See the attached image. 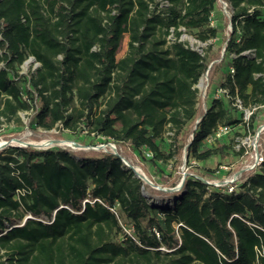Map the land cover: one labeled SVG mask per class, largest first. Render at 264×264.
Listing matches in <instances>:
<instances>
[{
  "label": "trees",
  "instance_id": "trees-1",
  "mask_svg": "<svg viewBox=\"0 0 264 264\" xmlns=\"http://www.w3.org/2000/svg\"><path fill=\"white\" fill-rule=\"evenodd\" d=\"M184 33L207 43L203 53ZM28 59L37 66L22 73ZM210 64L221 73L213 93L264 105V0H0V118L18 129L31 112V130L126 146L163 187L175 186L183 147L189 168L238 155L233 137L205 143L219 124L240 123L224 95L199 113ZM194 175L214 170L186 174L159 205L110 151L4 147L0 264H264V162L233 193Z\"/></svg>",
  "mask_w": 264,
  "mask_h": 264
},
{
  "label": "rangeland",
  "instance_id": "rangeland-1",
  "mask_svg": "<svg viewBox=\"0 0 264 264\" xmlns=\"http://www.w3.org/2000/svg\"><path fill=\"white\" fill-rule=\"evenodd\" d=\"M219 5L223 10V12L225 14H228V10L226 9V7H224V3L220 2ZM228 29H229V25L227 24L226 30ZM180 40L190 48L195 49L200 53H203V51L207 47V43L199 42L194 37L187 35L185 33L181 35ZM126 48H127V39L125 38L122 43L118 57H121L124 54ZM221 53L222 50L220 51V56ZM36 66L37 65L36 63H34L33 59H28L21 66V72L27 73L28 71L33 70L34 67ZM209 66H208L209 69L205 71V73L200 78L196 86L199 95L198 108L200 114H203L205 112L206 105L207 106L209 105L211 97L213 95V91H212L213 86H209V84L217 82L221 76L219 70H214L211 64ZM208 86L211 89L208 91V95L205 98L207 88H209ZM261 112H264V110ZM258 115H259L258 121L256 124L259 125L264 124V114L259 113ZM31 116H32L31 112L20 113L22 126L18 129L14 127L12 122H7L4 118H0V142H8L9 144L24 146L27 143L37 145L46 141H54L55 143L50 144L48 146L35 147V148L43 149V148L62 147L75 153H91L99 150L112 152V147H115V151L123 160H125L130 166H133L140 175H143L146 178H148V180L153 184L152 186H150L145 183L147 187L145 191H143V194L149 199V201H152L154 204L164 205L169 201L168 197H165V195L172 194L178 191V190L172 191L171 190L172 188L170 187H163L159 183L160 180L157 178L154 168L150 166L147 162L140 160L136 156V154L131 152L126 146L108 142L102 137H93L92 135L87 134L86 131L72 133L67 130H58V129L44 131L42 129L37 128L35 130H31V128L29 127V121ZM235 116H237V114H233V117ZM228 137L231 138L233 136L232 134H230ZM189 138L190 135H187V141L189 140ZM258 141L261 144V148L264 149V129L260 133ZM73 143L79 144L81 147L73 146L72 145ZM185 148L186 147L182 148L181 158L179 160L175 172L173 173V177L176 182L174 187L179 185L182 178L185 177L186 174L198 175V173H201L203 168H211L215 172V170L218 168L219 165H228V166L233 165L237 167L239 166L238 164H240L238 155H235L233 154V152H230L228 156L225 158L211 157L210 159L200 163L199 166H197L196 163H193L190 166L191 168H189V166H186V162H185ZM213 177H208V178H213ZM162 197L164 200L161 201L160 199ZM121 224L123 226V231L125 233H129L130 230L128 229V226L124 222H122Z\"/></svg>",
  "mask_w": 264,
  "mask_h": 264
},
{
  "label": "built area",
  "instance_id": "built-area-1",
  "mask_svg": "<svg viewBox=\"0 0 264 264\" xmlns=\"http://www.w3.org/2000/svg\"><path fill=\"white\" fill-rule=\"evenodd\" d=\"M224 7H226L225 3ZM243 54L252 59L255 57V53L252 50L245 51ZM213 95L215 97L224 95L226 98L231 99L232 107L240 115V123L237 126L219 124L205 139V143L207 145H215L219 140L232 134L234 138L233 149L238 153L240 164L237 167L219 165L214 172L213 178L194 176L199 178L210 190L216 189L221 192L233 193L264 162V149L261 148V144L258 141L260 133L264 129V124H256L254 128L250 127L252 117L264 110V105L244 107L239 98L231 97L228 91L223 88L216 89ZM238 127H241L240 134L235 135Z\"/></svg>",
  "mask_w": 264,
  "mask_h": 264
},
{
  "label": "water",
  "instance_id": "water-1",
  "mask_svg": "<svg viewBox=\"0 0 264 264\" xmlns=\"http://www.w3.org/2000/svg\"><path fill=\"white\" fill-rule=\"evenodd\" d=\"M223 51V50H222ZM210 67V66H209ZM209 67L207 68V70L209 69ZM206 70V71H207ZM198 121V120H197ZM196 121V122H197ZM15 141H18V140H15ZM73 146H76V147H81L79 144H76V143H73L72 144ZM5 146H18V145H13V144H9L8 142H4L1 146H0V149H2V148H4ZM24 146H32V147H44V146H42V145H36V144H30V143H27V144H25ZM112 152L115 154V155H117V156H119L118 154H117V152L115 151V147H112ZM120 157V156H119ZM121 158V157H120ZM121 161H122V163L128 168V169H130L133 173H134V175L137 177V178H139V179H141L144 183H146L147 185H150V186H152L153 184L148 180V178H146L145 176H143V175H140L136 170H135V168L133 167V166H130L125 160H123L122 158H121ZM183 180H184V177L182 178V180H181V182L179 183V185H177L176 187H174V188H172L171 190L172 191H174V190H179L181 187H182V184H183ZM168 191V190H167ZM144 195V194H143Z\"/></svg>",
  "mask_w": 264,
  "mask_h": 264
},
{
  "label": "bare ground",
  "instance_id": "bare-ground-1",
  "mask_svg": "<svg viewBox=\"0 0 264 264\" xmlns=\"http://www.w3.org/2000/svg\"><path fill=\"white\" fill-rule=\"evenodd\" d=\"M4 142H0V146L3 144ZM55 143L54 141H46V142H42L41 144H37V145H42V146H48L50 144ZM61 143V142H60Z\"/></svg>",
  "mask_w": 264,
  "mask_h": 264
}]
</instances>
